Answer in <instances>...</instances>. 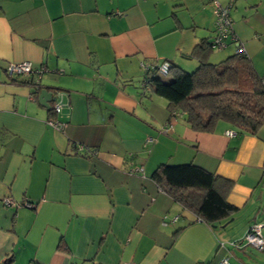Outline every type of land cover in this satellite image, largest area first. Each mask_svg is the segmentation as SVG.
<instances>
[{"label":"crops","instance_id":"0c3cea01","mask_svg":"<svg viewBox=\"0 0 264 264\" xmlns=\"http://www.w3.org/2000/svg\"><path fill=\"white\" fill-rule=\"evenodd\" d=\"M217 1L264 78V0ZM213 10L208 0H0V264H264V251L233 245L264 225V126L198 133L142 89L147 66L192 72L203 47L212 64L236 53L230 41L209 46ZM22 62L47 71L10 77ZM44 89L63 95L59 114L39 102ZM161 164L232 181L239 211L216 228L195 220L152 180Z\"/></svg>","mask_w":264,"mask_h":264},{"label":"trees","instance_id":"16d2710c","mask_svg":"<svg viewBox=\"0 0 264 264\" xmlns=\"http://www.w3.org/2000/svg\"><path fill=\"white\" fill-rule=\"evenodd\" d=\"M207 51L208 46L195 53L198 66L192 72L170 62L172 77L167 82L155 65L145 72L142 83L167 100L171 116L180 113L195 132L213 133L219 123H227L236 134L257 135L264 126V78L258 75L247 54L235 53L221 63L212 64L206 59ZM18 83L36 87L31 80ZM50 114L55 115L52 108ZM96 152L89 149L85 157L93 158ZM152 180L165 195L194 215L195 220L209 226L219 225L239 211L228 201L233 182L196 164H161ZM11 261L7 259L2 264Z\"/></svg>","mask_w":264,"mask_h":264},{"label":"built area","instance_id":"2783aa9c","mask_svg":"<svg viewBox=\"0 0 264 264\" xmlns=\"http://www.w3.org/2000/svg\"><path fill=\"white\" fill-rule=\"evenodd\" d=\"M213 5V14L215 17V37L210 42V47L216 51H223L228 47L229 41L232 42L236 47V53H244L245 48L241 41L233 33V21L230 17L229 8L222 7L217 0H208ZM157 66V72L161 77L170 76L172 65L170 62L165 61ZM153 67L147 66L145 68V72ZM47 71V70H46ZM46 71L44 69L35 70L31 63L22 62L17 64H10L7 68V73L10 77H29V76H38L41 77ZM39 81H37L38 84ZM142 89L145 92L150 93L151 88L147 84H142ZM55 102L52 105V111L54 114H59L64 108L63 104V95L59 92L55 93ZM177 114H174L173 117H176ZM48 125L52 127L54 130L63 132L65 130L66 125L56 121L49 120ZM168 127L166 126L163 129V132L166 133L168 131ZM237 134L235 131H227L226 136L229 138L235 137ZM20 206H24L27 208H32L33 204L29 202H24L19 204ZM264 225L262 223L254 224L245 234L244 238L238 243H233L236 247H253L258 251H264V237L263 230ZM221 246H224V243H221ZM225 248V247H224ZM220 264H230L229 258L224 257L221 259Z\"/></svg>","mask_w":264,"mask_h":264},{"label":"water","instance_id":"95a60500","mask_svg":"<svg viewBox=\"0 0 264 264\" xmlns=\"http://www.w3.org/2000/svg\"><path fill=\"white\" fill-rule=\"evenodd\" d=\"M38 88H40L41 87V84H40V81L38 82ZM56 92H58V91H56ZM55 92V93H56ZM55 97L53 96V94L52 93H49L46 89H44V90H42L41 91V93H40V95H39V102L43 105V106H45V107H49V103L50 102H55ZM227 227V225H224L222 228H226ZM214 228H216V226H214Z\"/></svg>","mask_w":264,"mask_h":264},{"label":"rangeland","instance_id":"374dc122","mask_svg":"<svg viewBox=\"0 0 264 264\" xmlns=\"http://www.w3.org/2000/svg\"><path fill=\"white\" fill-rule=\"evenodd\" d=\"M171 77H172V76L163 77V78H164V80H165V81H167V82H168V81H170V80H171ZM240 230H243V229H242V228H240ZM242 232H243V231H240L239 233H238V232H236V233H234V235H237V236H238V235H241V234H242ZM243 237H244V235H243ZM243 237H242V238H240V239L242 240V239H243ZM225 238H227V239H228V238H229V235H228V236H225ZM240 239H239V240H240ZM248 248H253V247L249 246ZM253 249H254V248H253ZM255 250H256V249H255Z\"/></svg>","mask_w":264,"mask_h":264}]
</instances>
